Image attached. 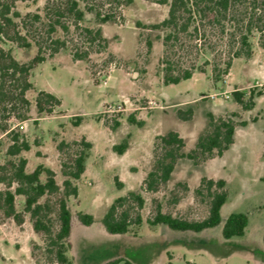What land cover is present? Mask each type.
<instances>
[{
	"label": "rangeland",
	"instance_id": "1",
	"mask_svg": "<svg viewBox=\"0 0 264 264\" xmlns=\"http://www.w3.org/2000/svg\"><path fill=\"white\" fill-rule=\"evenodd\" d=\"M46 1H19L16 9L21 15H43ZM78 2L84 10L80 25L100 26L106 44L86 43L72 25L67 32L57 27L52 37L64 39L65 47L31 70L32 88L25 94L30 105L24 119H8L9 126L27 140L29 149L14 157L7 155L10 134L0 129V164L9 158L25 157L26 172L43 164L54 170L55 181L62 188L66 176L61 163L67 164L68 158L76 154L80 139L91 142L84 172L72 179L77 195L67 198L71 213L67 255L73 264H103L118 257L134 264H166L170 254L173 264H264V47L259 33L254 31L249 38L250 57H233L227 72L217 78L213 68L223 67L233 46L226 33L219 25L206 22L200 25L197 38L182 33L181 43L172 52L169 49L167 55L174 70L194 68L192 76L164 84L163 38L168 29L154 28L153 24L167 17V4L132 0L119 7L115 22L97 23L94 11L84 9V0ZM3 47L19 62L28 61L37 52L33 42L26 48L10 42L3 43ZM84 51V57L73 58L74 52ZM39 90L51 92L61 101L50 114L36 111L34 99ZM234 90L244 91L245 98L252 90L254 105L243 108L235 101ZM188 108L192 110L189 119L178 117V110ZM208 114L214 119H231L233 142L220 155L214 151L196 161L177 157L169 179L156 190H148L145 178L160 152L157 136L176 131L184 139L180 151L186 154L208 128ZM129 115L135 123L128 120ZM114 121L118 125L113 127ZM123 139L127 147L118 153L113 145ZM202 178L225 182L227 198L220 208L222 220L218 225L190 232L148 223L158 206L175 217L204 218L209 196ZM40 179L44 181L43 173ZM3 188L0 182V190ZM130 192L143 201L141 207L133 199L126 203L130 216H139V224L131 225L123 234L109 233L100 219L115 198ZM57 196H42L40 201H54ZM15 205L17 210L23 209L22 195H16ZM231 212L246 213L248 222L242 236L225 239L221 228ZM79 213L91 214L93 222L84 225ZM53 224L55 230L56 222ZM0 264H57L44 236L34 232L28 213L17 225L0 212Z\"/></svg>",
	"mask_w": 264,
	"mask_h": 264
},
{
	"label": "trees",
	"instance_id": "2",
	"mask_svg": "<svg viewBox=\"0 0 264 264\" xmlns=\"http://www.w3.org/2000/svg\"><path fill=\"white\" fill-rule=\"evenodd\" d=\"M28 0H0V129L10 134L11 143L6 149L7 155L17 156L22 150L29 149V143L20 136L8 124L9 118L17 120L24 119L29 110L30 101L26 98V92L32 88L29 80L30 72L47 56L64 48L66 41L54 38L52 34L60 27L67 32L72 25L78 33L90 44L97 41L105 46L106 38L101 34V27L90 28L80 25L84 17V10L79 7L78 0H47L43 6V15L39 13H26L21 15L16 9L17 2ZM158 4H167V17L160 23L153 24L154 28L165 27L168 29L164 36L166 49L163 57V82L164 84L177 83L182 79L192 76V67L174 70V63L168 57L167 51L172 52L177 43H181V34L189 33L197 38L200 25L206 22L209 25H219L220 31L225 32L228 43L232 46L231 53L223 62V67L214 66L213 75L217 78L221 73L229 69L233 57H250L252 53L250 36L254 31L260 35V43L264 47V0H149ZM132 0H84V9L94 11L97 23L115 22L119 18V7L128 5ZM231 30H227V26ZM191 28V32L188 30ZM199 39V37H198ZM200 40V39H199ZM10 42L19 47H29L33 42L37 47L35 55L25 62H19L9 49L3 47V43ZM150 45V42L147 41ZM230 46V47H231ZM86 52L73 53L74 59L84 57ZM245 92L234 90L232 95L243 108H251L254 105L252 90L247 98ZM260 94V92H257ZM35 108L37 113L50 114L54 107L60 105V99L53 93L39 90L35 96ZM178 117L189 119L192 115L191 109L178 110ZM208 128L197 137L194 148L183 154L180 149L184 145V139L176 131L169 130L157 136L156 145L160 152L154 158L152 168L147 173L145 185L148 190H156L160 183L166 182L174 168L177 157L186 156L196 161L214 153L221 154L233 142L234 125L231 119H214L208 114ZM131 123L136 120L132 115L128 116ZM118 125L114 121L113 127ZM77 144L79 149L70 158L69 162L61 163L62 173L66 176L62 182V188L55 181L53 169L38 164L32 171L26 172V158H9L0 164V182L5 188L0 190V212L5 218H12L17 225H21L25 219V213L29 214L34 232L43 235L48 252L54 256L57 264H73L67 255L69 246L68 237L71 228V213L67 206V198L77 195V186L72 179L76 180L84 172L85 160L91 142L80 139ZM63 143L59 144L61 147ZM127 147V140L113 145V149L122 153ZM264 157V149H263ZM45 175L41 181L40 175ZM201 184L209 196L207 215L200 220H188L164 213L159 206L148 223L153 225L164 224L175 231L200 232L204 229L218 225L222 217L220 208L227 198V190L224 188V180H213L202 178ZM14 189L11 190V186ZM58 195L54 201L46 198L40 201L42 196ZM16 195L23 196V209L17 210L15 205ZM129 199L142 206V198L133 192L127 196H119L109 205L100 219L103 227L112 234H123L129 231L131 225L139 224L140 218L130 216L126 203ZM264 208V202L262 203ZM79 220L84 225H90L93 217L89 213H79ZM57 228L53 230V223ZM248 222L247 214L244 212H231L223 221L221 235L228 239L232 236H242ZM261 240L264 245V225ZM172 255L166 264H173ZM103 264H134L125 257L113 258ZM158 264V263H153ZM187 264H194L187 261Z\"/></svg>",
	"mask_w": 264,
	"mask_h": 264
}]
</instances>
